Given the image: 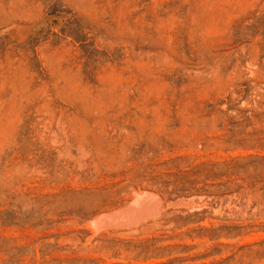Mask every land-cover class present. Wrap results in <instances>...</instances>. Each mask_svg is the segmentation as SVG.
Here are the masks:
<instances>
[{
	"label": "rangeland",
	"instance_id": "obj_1",
	"mask_svg": "<svg viewBox=\"0 0 264 264\" xmlns=\"http://www.w3.org/2000/svg\"><path fill=\"white\" fill-rule=\"evenodd\" d=\"M0 264H264V0H0Z\"/></svg>",
	"mask_w": 264,
	"mask_h": 264
},
{
	"label": "water",
	"instance_id": "obj_2",
	"mask_svg": "<svg viewBox=\"0 0 264 264\" xmlns=\"http://www.w3.org/2000/svg\"><path fill=\"white\" fill-rule=\"evenodd\" d=\"M149 194H151V193H144V194H138V196L139 195H149ZM129 206V205H128ZM127 206V207H128ZM126 207V208H127ZM126 208H124V209H121V210H119V211H117V212H112V213H109V214H105V215H101V216H111V215H115V214H117V213H119V212H121V211H123V210H125ZM100 216V217H101ZM99 218V217H98ZM94 223V222H93ZM94 226V225H93ZM108 227V226H107ZM104 228V227H103ZM96 229H101V228H96Z\"/></svg>",
	"mask_w": 264,
	"mask_h": 264
},
{
	"label": "bare ground",
	"instance_id": "obj_3",
	"mask_svg": "<svg viewBox=\"0 0 264 264\" xmlns=\"http://www.w3.org/2000/svg\"><path fill=\"white\" fill-rule=\"evenodd\" d=\"M153 196H155L154 194H153ZM151 198V197H150ZM141 199H143V197L141 198ZM146 201V200H145ZM150 201V200H149ZM140 202V201H139ZM152 202H153V200H152ZM139 205L138 206H140V203H138ZM152 204V203H151ZM151 204H150V206H151ZM146 205H148V203L146 204ZM135 207V206H134ZM143 207V206H142ZM149 207V206H148ZM147 207V208H148ZM137 208V207H136ZM153 208V207H152ZM148 209H150V208H148ZM155 209H157L156 207H155ZM146 210V209H145ZM150 210H152V209H150ZM158 210V209H157ZM147 211V210H146ZM149 211V210H148ZM137 212V211H136ZM153 212V211H152ZM151 212V213H152ZM157 212V211H156ZM147 213V212H146ZM145 214V213H144ZM128 215H130V214H128ZM134 215V214H133ZM136 215H138V213H136ZM135 215V216H136ZM139 216V215H138ZM141 216V215H140ZM108 217V216H107ZM133 217V216H132ZM143 217V216H142ZM149 217V216H148ZM112 218V217H111ZM141 218V217H140ZM145 219H146V217H145ZM107 220V219H106ZM134 220V219H133ZM137 220V219H136ZM104 221H105V219H104ZM108 222V221H107ZM113 222H115V221H113ZM122 222H124V221H122ZM136 223V222H135Z\"/></svg>",
	"mask_w": 264,
	"mask_h": 264
}]
</instances>
